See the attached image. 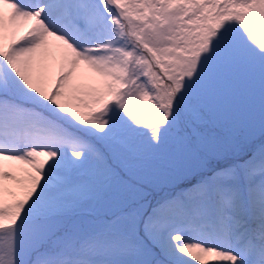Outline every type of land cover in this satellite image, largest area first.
Listing matches in <instances>:
<instances>
[{"label":"snow or ice","instance_id":"1","mask_svg":"<svg viewBox=\"0 0 264 264\" xmlns=\"http://www.w3.org/2000/svg\"><path fill=\"white\" fill-rule=\"evenodd\" d=\"M0 264H264V0H0Z\"/></svg>","mask_w":264,"mask_h":264}]
</instances>
